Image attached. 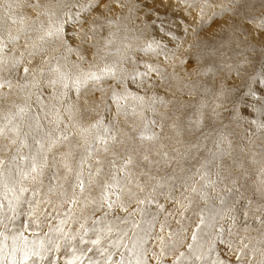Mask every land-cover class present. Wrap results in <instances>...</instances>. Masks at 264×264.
I'll use <instances>...</instances> for the list:
<instances>
[{"label":"snow or ice","instance_id":"1","mask_svg":"<svg viewBox=\"0 0 264 264\" xmlns=\"http://www.w3.org/2000/svg\"><path fill=\"white\" fill-rule=\"evenodd\" d=\"M180 4L0 2V264H264V0Z\"/></svg>","mask_w":264,"mask_h":264},{"label":"rangeland","instance_id":"2","mask_svg":"<svg viewBox=\"0 0 264 264\" xmlns=\"http://www.w3.org/2000/svg\"><path fill=\"white\" fill-rule=\"evenodd\" d=\"M0 2H4V0H0ZM23 2H32V0H23ZM43 2V0H41ZM103 3H108L109 8L105 11L104 15L111 17L114 21H118L119 25L128 24L129 27L132 26V22L135 20L137 16L146 15L149 18L154 17L155 15H159L162 19L166 18L170 22V26H173L174 31L178 36H184V24L181 23L185 19V12L183 10V6L180 4V0H102ZM215 3H219L220 0H213ZM250 3L254 5V12L258 15L260 12V0H250ZM135 4L138 8L141 9L140 12H131L129 6ZM120 5H124V7H120ZM18 13L21 12V9H15ZM211 9H209V12ZM89 16L91 13L88 14ZM206 23L202 25L203 32L202 35H209L215 29L218 31V24H214L211 19L206 15L204 17ZM215 19L219 23H223V19L221 17H215ZM192 17H188V22H191ZM196 24H199V21H196ZM118 26L114 24L113 27ZM189 33L191 32V27L188 29ZM255 36V33H253ZM159 38V37H157ZM259 38L257 37V40ZM168 47L171 49L173 47L172 44H169ZM71 59H75V54L73 53L70 57ZM161 63V70L164 72L165 77L168 78V82L172 83L177 89L183 84V79L186 78L185 71L181 66H174L171 61H165L164 56L161 55L159 58ZM176 73V78H172V73ZM157 83H161L158 81ZM179 96L180 93L177 92ZM184 99H190L187 94H184ZM193 99L198 100L199 97H194ZM226 111L222 113L224 116L229 115V106H225ZM226 124L228 123L227 119L224 121ZM229 129L234 132L237 138L246 136L248 130V124H229ZM196 161H193L195 164ZM252 179L255 180L256 176L253 173Z\"/></svg>","mask_w":264,"mask_h":264}]
</instances>
